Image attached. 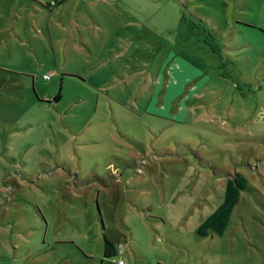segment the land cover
Returning <instances> with one entry per match:
<instances>
[{"label":"rangeland","instance_id":"1","mask_svg":"<svg viewBox=\"0 0 264 264\" xmlns=\"http://www.w3.org/2000/svg\"><path fill=\"white\" fill-rule=\"evenodd\" d=\"M55 1L0 0V264H264V0Z\"/></svg>","mask_w":264,"mask_h":264},{"label":"trees","instance_id":"2","mask_svg":"<svg viewBox=\"0 0 264 264\" xmlns=\"http://www.w3.org/2000/svg\"><path fill=\"white\" fill-rule=\"evenodd\" d=\"M64 2L65 0H56L55 4L60 5ZM60 98L61 95L58 94L55 99L59 100ZM246 186H247V178L242 173L236 172L233 177L229 178L226 185L223 202L199 226L197 230L199 235L206 236L209 233L224 235L229 225L234 208L238 204L239 199L241 197V191L245 190ZM116 254H117L116 247L111 242V240L105 237L104 239L105 257L111 258Z\"/></svg>","mask_w":264,"mask_h":264},{"label":"crops","instance_id":"3","mask_svg":"<svg viewBox=\"0 0 264 264\" xmlns=\"http://www.w3.org/2000/svg\"><path fill=\"white\" fill-rule=\"evenodd\" d=\"M65 2H66V0H65ZM65 2H64V3H65ZM64 3L60 4V6L63 5ZM169 78L171 79V77H169ZM172 81H173V80H172ZM168 85H169V84H168ZM168 85H167V87L165 88L166 91H168ZM165 96H166V95H165ZM165 101H166V100H165ZM170 101H171V100H170ZM170 101H169V107L172 106V105H171L172 102H170ZM172 108H173V107H172ZM228 180H229V179H228ZM228 180H227V182H228ZM223 200H224V199H223ZM222 202H223V201H222ZM222 202H221V203H222ZM221 203H220V204H221ZM220 204H219V205H220ZM219 205H218V206H219ZM218 206L216 207V209L218 208ZM216 209H215V210H216ZM234 209H235V208H234ZM232 214H233V213H232ZM204 221H205V220H204ZM204 221H203V222H204ZM203 222H202V223H203ZM202 223H201V224H202ZM201 224H200V225H201ZM200 225H199V226H200ZM199 226L196 228V234H197L198 236H200V237H206V236L212 234V233H209V234L206 235V236H201V235H199L198 232H197ZM214 234H215V233H214ZM224 234H225V233H224ZM216 235H217V234H216ZM219 236H222V235H219ZM111 242H112V241H111ZM113 244H114V243H113ZM114 246L116 247L115 244H114ZM118 251H119V250H118V248L116 247V253H117V254H118ZM117 254H116V255H117ZM104 258H105V259H109V258L105 257V255H104ZM121 259H122V258H121ZM118 261H119V260H118ZM118 261H117L116 264H119ZM126 264H127V261H126ZM160 264H161V263H160Z\"/></svg>","mask_w":264,"mask_h":264},{"label":"built area","instance_id":"4","mask_svg":"<svg viewBox=\"0 0 264 264\" xmlns=\"http://www.w3.org/2000/svg\"><path fill=\"white\" fill-rule=\"evenodd\" d=\"M44 77H45L46 79H49V78H50V76L47 75V74H46ZM121 247H122V245H121ZM119 253H120V254H123L121 250L119 251ZM118 263H119V264H126V260H124V259H120V260L118 261Z\"/></svg>","mask_w":264,"mask_h":264}]
</instances>
